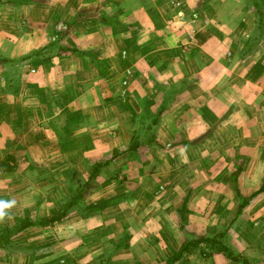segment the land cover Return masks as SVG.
<instances>
[{
    "label": "crops",
    "instance_id": "0c3cea01",
    "mask_svg": "<svg viewBox=\"0 0 264 264\" xmlns=\"http://www.w3.org/2000/svg\"><path fill=\"white\" fill-rule=\"evenodd\" d=\"M254 10L247 0H0V189L16 200L5 228L25 209L47 216L72 172L107 163L80 202L91 215L28 228L0 264H166L185 233L217 232L264 264V192L238 210V196L264 184ZM177 264L230 263L192 254Z\"/></svg>",
    "mask_w": 264,
    "mask_h": 264
},
{
    "label": "trees",
    "instance_id": "16d2710c",
    "mask_svg": "<svg viewBox=\"0 0 264 264\" xmlns=\"http://www.w3.org/2000/svg\"><path fill=\"white\" fill-rule=\"evenodd\" d=\"M248 3L253 4L254 10V30L253 37L250 43L252 45H257L259 42L264 41V9L260 7L259 1L261 0H247ZM262 36V37H261ZM58 50V49H57ZM63 53L76 54V49L70 48H60ZM0 62H7V60L0 57ZM162 113V110L157 113L155 118ZM154 120L153 124L157 122ZM135 144V143H134ZM133 144V148H134ZM106 162L96 161L87 163V170L85 177L77 175L75 172L70 174L68 181L65 180V186L68 190V197L62 201L59 208L51 207L49 213L45 217H34L31 215L30 211L25 209L22 216H16L13 221V225L4 228L0 232V249L9 250L13 247L14 240L22 235L30 227H48L57 222L62 221L71 211H78L83 217L91 215L92 210L82 208L80 202L87 195L88 189H90L91 182L97 180L100 174L101 168L106 165ZM2 169L7 170L6 160L1 164ZM264 192V184L261 188L249 196L248 198H243L239 194L238 200V210L247 208V206L255 199V197ZM41 199L35 201L38 206ZM185 204H182V208ZM183 244L181 247L173 254V256L168 260L166 264H177L183 257L187 255L195 254L198 257L209 258L214 255L224 256L230 264H254L244 258L241 255L236 254L229 246H227L223 239L222 234L214 233L212 235L193 237L188 233L184 234Z\"/></svg>",
    "mask_w": 264,
    "mask_h": 264
},
{
    "label": "rangeland",
    "instance_id": "374dc122",
    "mask_svg": "<svg viewBox=\"0 0 264 264\" xmlns=\"http://www.w3.org/2000/svg\"><path fill=\"white\" fill-rule=\"evenodd\" d=\"M251 5H253V4H251ZM58 32V31H57ZM50 185H54V183H50ZM50 185H47V186H45V191H50ZM56 187V185L53 187V188H55ZM39 189L40 190H43L42 188H40L39 187ZM90 189H91V186H90ZM90 189H88V191H87V195H88V193H89V191H90ZM5 194L6 193H3V192H1V189H0V199H2V200H8L7 199V197L5 196ZM59 193H56V194H54L53 195V199H56L57 197H58V200H60L59 199V195H58ZM86 195V196H87ZM85 196V197H86ZM36 199L37 200H39L38 199V195H37V197H36ZM36 199H35V201H36ZM85 199V198H84ZM34 201V202H35ZM63 201V200H62ZM36 204V203H35ZM37 206V205H36ZM101 203H98V204H96V206H95V208H96V210L97 209H100L101 208ZM31 215L32 216H34V217H37V215H35V213H31ZM8 221H10V220H8L7 218H6V220L4 221V222H0V232L5 228V224L8 222ZM11 221H12V219H11ZM11 223V222H10ZM6 228H7V226H6ZM22 249V246L21 245H17L15 242L13 243V247L11 248V249H9V250H5V251H20Z\"/></svg>",
    "mask_w": 264,
    "mask_h": 264
},
{
    "label": "clouds",
    "instance_id": "9594fccd",
    "mask_svg": "<svg viewBox=\"0 0 264 264\" xmlns=\"http://www.w3.org/2000/svg\"><path fill=\"white\" fill-rule=\"evenodd\" d=\"M16 200H2L0 199V222H4L6 218L10 219V210L15 207Z\"/></svg>",
    "mask_w": 264,
    "mask_h": 264
}]
</instances>
